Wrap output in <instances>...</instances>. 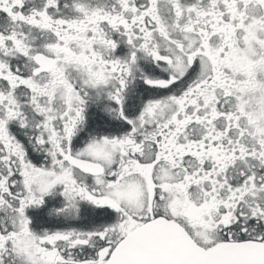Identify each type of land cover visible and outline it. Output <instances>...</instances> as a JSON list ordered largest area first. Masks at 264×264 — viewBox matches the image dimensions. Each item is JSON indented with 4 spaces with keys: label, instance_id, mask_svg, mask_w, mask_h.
I'll list each match as a JSON object with an SVG mask.
<instances>
[{
    "label": "snow or ice",
    "instance_id": "snow-or-ice-1",
    "mask_svg": "<svg viewBox=\"0 0 264 264\" xmlns=\"http://www.w3.org/2000/svg\"><path fill=\"white\" fill-rule=\"evenodd\" d=\"M0 264H264V0H0Z\"/></svg>",
    "mask_w": 264,
    "mask_h": 264
}]
</instances>
